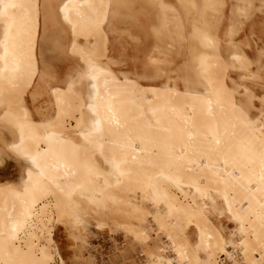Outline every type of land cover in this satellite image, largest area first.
Wrapping results in <instances>:
<instances>
[{"label":"bare ground","instance_id":"6f19581e","mask_svg":"<svg viewBox=\"0 0 264 264\" xmlns=\"http://www.w3.org/2000/svg\"><path fill=\"white\" fill-rule=\"evenodd\" d=\"M262 7L0 0V167L5 156L23 163L17 180L0 182V241L11 259L69 264L68 254L73 264H97L89 250L97 225L114 243L109 264H135L125 245L142 264L260 261ZM110 35L150 41L139 74L123 71ZM57 56L75 63L59 82L49 65ZM90 64L96 78L81 79ZM202 186L219 194V207L210 195L209 207L200 200ZM65 202L87 228L82 253Z\"/></svg>","mask_w":264,"mask_h":264},{"label":"rangeland","instance_id":"374dc122","mask_svg":"<svg viewBox=\"0 0 264 264\" xmlns=\"http://www.w3.org/2000/svg\"><path fill=\"white\" fill-rule=\"evenodd\" d=\"M224 22L225 19L223 20V23ZM219 30H222V25L219 26ZM132 31L133 33L135 32L136 37L137 31L133 29ZM246 31L247 29L245 28V32ZM109 40L114 50L118 51V54L122 55L121 59L123 61L121 62V66H123V71H125L126 73L139 74L142 71V63L145 59V56L150 50V41L141 38L139 42H134L131 41L129 38L125 37L117 39L114 35H110ZM248 53H251V51H249ZM182 55L183 52L180 56H174V58L178 61L180 60ZM49 65L51 69L52 78L54 77L55 80L59 82L65 78L66 74L72 69V67L75 66V63L71 58L57 56L53 59L52 63H49ZM257 92L259 93V91ZM4 159L5 163L3 162L0 167V182H9L17 180L21 171L20 168L23 167V163L15 162L14 160L6 156ZM18 164L22 165L19 166ZM207 195H210L212 197L216 207H219L222 204V199L219 194L214 193L209 187L202 186L200 200L205 204V206L209 207ZM220 220H222L223 223H227L228 230L233 228V224H231L230 221H227L224 216H220ZM92 232L93 235L90 240L91 247L89 249L90 253L95 257L97 264H109L114 249V243L110 239V236L102 232L97 225L93 226ZM149 232L150 237L153 239L151 230H149ZM115 241L119 248L125 245L124 239L122 238V234L120 233H116ZM125 248L127 250H125L122 254L127 260H134L135 264H142V262H144V259L142 257L135 258L134 256H132L131 252L128 250L127 245H125ZM66 257L69 264H73V261L68 254L66 255Z\"/></svg>","mask_w":264,"mask_h":264},{"label":"clouds","instance_id":"9594fccd","mask_svg":"<svg viewBox=\"0 0 264 264\" xmlns=\"http://www.w3.org/2000/svg\"><path fill=\"white\" fill-rule=\"evenodd\" d=\"M63 215L67 220L69 227L71 228V235L76 239L78 249L82 248L81 253L88 247L87 228L84 226L82 220L75 219L73 213L69 210V202H65L63 205ZM7 251V255L5 252ZM0 264H17L16 261L11 259V253L8 249V242L0 241ZM74 264H81L77 261ZM84 264V262H83Z\"/></svg>","mask_w":264,"mask_h":264},{"label":"snow or ice","instance_id":"6c2138e0","mask_svg":"<svg viewBox=\"0 0 264 264\" xmlns=\"http://www.w3.org/2000/svg\"><path fill=\"white\" fill-rule=\"evenodd\" d=\"M10 6L15 7V5H10ZM261 11L264 12V7L261 8ZM0 14H6V13H0ZM95 72H96L95 66L90 64L88 71L83 74L81 79H83L84 77H90L92 79H95L96 78ZM262 103H264V100H262ZM177 251L179 252L182 259H187L186 254L184 253L182 248H177ZM169 264H179V262L169 261ZM187 264H208V262H201L193 258V260H188ZM255 264H264V253H262L260 261L255 262Z\"/></svg>","mask_w":264,"mask_h":264}]
</instances>
